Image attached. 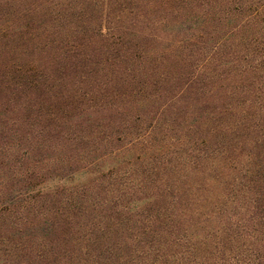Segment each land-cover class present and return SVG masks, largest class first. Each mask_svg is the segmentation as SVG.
Returning <instances> with one entry per match:
<instances>
[{"label":"trees","instance_id":"obj_1","mask_svg":"<svg viewBox=\"0 0 264 264\" xmlns=\"http://www.w3.org/2000/svg\"><path fill=\"white\" fill-rule=\"evenodd\" d=\"M0 264H264V0H0Z\"/></svg>","mask_w":264,"mask_h":264},{"label":"rangeland","instance_id":"obj_2","mask_svg":"<svg viewBox=\"0 0 264 264\" xmlns=\"http://www.w3.org/2000/svg\"><path fill=\"white\" fill-rule=\"evenodd\" d=\"M112 164V161L107 162V165ZM107 165L104 168H107ZM89 181V177L87 175H75L69 182L73 185H79Z\"/></svg>","mask_w":264,"mask_h":264}]
</instances>
